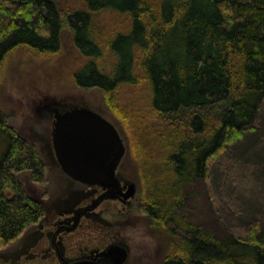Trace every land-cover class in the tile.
<instances>
[{"label": "trees", "instance_id": "trees-1", "mask_svg": "<svg viewBox=\"0 0 264 264\" xmlns=\"http://www.w3.org/2000/svg\"><path fill=\"white\" fill-rule=\"evenodd\" d=\"M61 1L0 0V72L18 48L59 54L65 19L75 48L91 58L73 74L78 87L109 98L139 82L150 88L147 111L126 107L113 124L135 147L141 210L162 243V264H264V227L217 235L183 213L184 188L206 180L212 160L254 127L264 104V0H77L63 13ZM104 15L125 27L102 39ZM106 51L116 62L110 73L95 61ZM24 172L46 183L36 145L0 102V248L45 215L19 179Z\"/></svg>", "mask_w": 264, "mask_h": 264}, {"label": "rangeland", "instance_id": "rangeland-1", "mask_svg": "<svg viewBox=\"0 0 264 264\" xmlns=\"http://www.w3.org/2000/svg\"><path fill=\"white\" fill-rule=\"evenodd\" d=\"M59 6L63 13L79 7L80 3L63 0ZM98 21L102 39L126 24L115 15L98 16ZM63 27L59 54L42 55L18 48L7 57L0 72V102L17 131L36 145L47 167L44 185L32 182L29 172L19 175L29 195L41 203L45 215L43 221L31 226L20 238L0 248V264H55L56 257L49 255V244L43 239L44 228L56 221L63 210L86 206L97 197L96 187L75 182L61 170L53 148L51 110L86 107L112 123L127 115L126 107L147 111L150 88L143 82L122 87L113 98L104 96L98 89L78 87L73 74L91 58L77 51L73 31L65 19ZM95 61L105 73L112 72L116 63L107 51ZM121 136L127 152L118 176L123 184H136V197L128 205L105 202L77 231L66 235V253L76 256L118 244L129 253L125 264H162V243L141 210L143 193L135 179V147L128 133L127 141L125 133ZM144 169L139 166L137 172L144 173ZM184 198L185 218L217 235L245 237L254 225L264 227V104L254 127L212 160L205 181L184 188Z\"/></svg>", "mask_w": 264, "mask_h": 264}, {"label": "water", "instance_id": "water-1", "mask_svg": "<svg viewBox=\"0 0 264 264\" xmlns=\"http://www.w3.org/2000/svg\"><path fill=\"white\" fill-rule=\"evenodd\" d=\"M51 113L53 148L64 174L75 182L106 190L100 202L107 198L130 204L136 197L137 186L123 184L118 176L127 148L117 127L86 107L65 111L55 108ZM106 253L111 264H125L129 256L119 245H111Z\"/></svg>", "mask_w": 264, "mask_h": 264}, {"label": "flooded vegetation", "instance_id": "flooded-vegetation-1", "mask_svg": "<svg viewBox=\"0 0 264 264\" xmlns=\"http://www.w3.org/2000/svg\"><path fill=\"white\" fill-rule=\"evenodd\" d=\"M96 189H97L96 190L97 197L95 200L91 202V204L79 207L74 210H63L59 214L56 221L51 222V224L47 228H44L43 239L47 240L49 244L48 246V252L50 251L49 255L51 257L52 256L56 257L55 264H75V263L111 264L109 258L106 255L107 254L106 251L111 245H118V244H110L103 249L95 248L92 250H87L86 252H84V254H82L81 252L79 255L76 256H70L69 253H66V248H65L66 235L77 231L81 227L85 219L93 217L96 211L105 202L110 200L106 198L100 202L101 198L106 196L107 191L100 187H96ZM112 201H118L124 204L122 201L118 199ZM97 203H99V205L94 208L93 206H95Z\"/></svg>", "mask_w": 264, "mask_h": 264}]
</instances>
